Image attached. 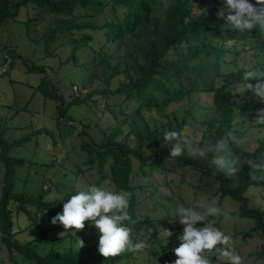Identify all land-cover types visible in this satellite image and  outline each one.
Segmentation results:
<instances>
[{
    "label": "trees",
    "instance_id": "1",
    "mask_svg": "<svg viewBox=\"0 0 264 264\" xmlns=\"http://www.w3.org/2000/svg\"><path fill=\"white\" fill-rule=\"evenodd\" d=\"M21 7H25L27 12L33 11L24 22L26 32L32 34L33 40H42L46 54L52 55L49 44L55 43L57 48L67 49L61 65L80 67L86 73L81 95L72 96L65 104L60 101L55 85L46 78L44 68L29 64L18 56L27 71L33 70L40 77L34 91L58 102V121H72L67 109L73 104L97 109L101 118L107 114L111 124L99 131L98 140L94 141L82 126L78 132V146L86 158L83 164L88 168L96 167L98 179L94 184L108 181L111 187L130 193L128 212L134 221L129 225L132 239H148L150 244L151 240L157 243L156 247L146 249V257L139 260L135 253L127 251L113 257H102L96 250L98 233L86 220L83 231L90 227L92 235L89 238L83 235L80 240L87 245L62 252L53 250L52 247L65 238L74 242L77 238L66 234L63 238L45 240L46 230L37 225L36 217H52L60 212L62 203L76 190L54 201H45L42 190L34 195L14 192L12 166H21L24 160L10 158L8 151L12 146L24 143L26 138L7 143L0 130V162L4 165L0 182V249L9 262L156 264L160 258L161 264L164 260L171 264L175 257L170 249L175 247L179 225L171 216L158 219L150 215V211L156 213L160 199L172 201L168 197L173 194L172 190L149 176L154 167H163L167 161L180 169L219 181L216 204L221 207L225 198L230 199L237 204L236 222L247 220L254 223L253 230L263 240L255 253V260H264V209L259 206L251 208L248 197L256 187L259 199L264 200V169L257 168L252 172L242 162L248 158L264 160V125L250 123L240 133L244 136L252 127L263 131L250 151L237 147L232 140L238 124L241 121L252 122L256 111L264 106V102L250 90L239 91L243 94L239 101L236 98L240 93L234 91L237 87L242 88L244 83L241 71L248 67L264 70V34L255 28L241 33L225 26L223 18L217 16L220 0H18L15 3L0 0V29L4 22L17 17ZM236 62H239L237 68L222 71L223 65ZM4 64L6 61L1 66ZM9 68L10 62L0 74ZM218 81L220 87L216 85ZM255 82L256 79L247 81ZM180 103L185 106L181 118L174 113L170 117L169 107ZM207 103L216 116L204 122L208 136L204 141L205 155L199 156L198 151L190 152L184 130L193 109L198 105L206 107ZM97 105H102V108ZM152 121L151 125L149 122ZM170 130L177 131L186 140L180 157L167 155L171 142L164 141L163 134ZM40 133L39 130L34 132ZM225 143L235 155H242L233 178L214 163L220 154L217 145ZM134 176L142 178V185ZM161 187L168 189L167 195L159 191ZM140 191L151 207L146 213L139 209ZM19 213L34 225L44 242L52 246L50 249L39 253L31 241L20 242L15 238L13 214ZM209 219L219 222L221 216ZM217 227L221 229L219 224ZM156 228H166L173 233L160 247L161 255L158 257Z\"/></svg>",
    "mask_w": 264,
    "mask_h": 264
},
{
    "label": "rangeland",
    "instance_id": "2",
    "mask_svg": "<svg viewBox=\"0 0 264 264\" xmlns=\"http://www.w3.org/2000/svg\"><path fill=\"white\" fill-rule=\"evenodd\" d=\"M13 3L18 0H12ZM33 11L21 7L15 19H9L2 25L0 29V71L7 68L10 62L11 68L6 73L0 74V130L5 142L9 143L19 140L23 137L26 141L19 146H12L8 151L10 158H21L24 160L21 166L14 165L13 170V191L16 193H24L34 195L38 191H44L45 201H54L61 198L72 190H79L87 184H94L98 179V173L95 168H88L83 164L86 160L85 154L78 146V132L81 128L85 129L88 135L94 140L99 139V131L109 128L111 121L106 115L99 116V112L91 109L85 104L69 105L67 115L71 118V122L58 121L56 116L57 101L41 96L34 91V87L39 82V75L33 71H27L22 64V57L27 63L42 66L44 74L51 84L55 85L57 93L61 97V102L68 103L71 97L81 95L83 79L86 73L80 67L73 68L71 65H61V60L67 49L57 48L55 43H50L47 55L44 51L42 40L35 41L32 34L26 32L25 20ZM47 24V22H44ZM41 31L38 32L40 35ZM15 50V53L13 51ZM6 64L1 66L3 62ZM236 64L223 65L222 71H229L237 68ZM89 68V66H87ZM216 85L220 87L218 81ZM237 96L239 101L243 98V94ZM202 107L198 105L187 118L185 135L188 136V146L190 152L203 149L205 151V138L208 136L206 132L205 121H209L216 113L210 108V105ZM102 108V105H97ZM264 108V106L262 107ZM185 109L183 103L171 105L168 109L169 116L174 113L178 118ZM247 114V113H245ZM172 117V116H170ZM255 118L252 122L241 121L235 128L233 134H240L248 128L251 123L255 124ZM151 123V125L154 123ZM35 130L41 131L40 134H34ZM45 131V132H44ZM263 131L259 128L252 127L244 136H249L247 143L237 144L233 137L232 140L237 147L243 150H252L256 146V138H260ZM86 138V137H85ZM201 143V144H200ZM218 157H222L225 162V168L219 170L225 172L231 178L235 177L238 167L242 160L241 153L234 154L226 143L220 150ZM217 157V158H218ZM234 157H240L234 167L236 171H228L231 166L229 162ZM4 172V165L0 162V182ZM149 176L163 186L171 189L173 194L168 197L171 202H178L187 205L195 204L197 201H208L214 198L217 202L219 181L217 179L201 176L192 171L178 168L173 162L167 161L163 167H154ZM264 179V174L263 177ZM134 179L142 185V178L134 176ZM2 184V183H0ZM200 184V185H199ZM199 185V188H197ZM48 190V191H45ZM141 206L139 209H151L145 194L140 191ZM249 206L251 208L261 207L264 209V200L258 197V189L255 187L249 194ZM224 215L221 220L212 219L213 226L217 224L221 229L231 237L234 250L242 257V264H264V260H255V253L263 243L261 235L254 231V223L247 220H239L236 222L237 204L230 199L225 198L221 203ZM155 212V211H154ZM150 215L155 217V213L150 211ZM15 238L20 242L31 241L35 245V249L39 253H44L52 246L45 243L40 233L35 229L34 225L27 222L26 218L21 214H13ZM49 216L38 215L36 217L37 225L46 230L44 239L54 240L63 238L66 234L72 233L77 239H81L84 235L86 238L91 237L92 230L90 227L76 230L69 227L64 229L62 225L50 223ZM176 221V220H175ZM177 223V221H176ZM178 224V223H177ZM179 225V224H178ZM218 228V227H217ZM182 226L179 225L176 235L181 231ZM37 237V238H36ZM41 237V238H39ZM178 241H174L175 246ZM87 242L83 241V246ZM172 247L170 252H172ZM53 250L62 252L67 249H77L76 242L65 238L60 243L52 247ZM137 260L146 257V252L142 255L135 253ZM140 262V261H139ZM162 259H157L156 264H161ZM165 260L162 264H165ZM0 264H13L9 262L5 253L0 249ZM169 264V263H166Z\"/></svg>",
    "mask_w": 264,
    "mask_h": 264
},
{
    "label": "clouds",
    "instance_id": "3",
    "mask_svg": "<svg viewBox=\"0 0 264 264\" xmlns=\"http://www.w3.org/2000/svg\"><path fill=\"white\" fill-rule=\"evenodd\" d=\"M217 16L223 18L225 26L241 33H247L255 28L257 32L264 34V0H220ZM240 75L244 83L242 88L237 87L234 91L248 89L264 102V70L248 67L241 71ZM253 79H256L254 84L247 83ZM254 122L256 125H264V108L256 111ZM163 139L171 142L167 154L169 157L176 158L182 155L186 140L177 131H165ZM233 139L237 144H243L247 143L250 137L233 134ZM222 148V144L217 145V150ZM198 155L204 156L205 151L199 150ZM238 161L240 157H234L229 162L231 166L228 167V171H236L234 165ZM242 162L252 172L257 168L264 169V160L248 158ZM214 163L222 169L226 166L222 157L215 159ZM159 191L165 195L168 193V189L164 187ZM129 201L128 191L115 189L108 181L100 185L87 184L67 197L66 202L61 205V211L50 218V223H59L64 229L71 227L79 230L84 227V221L87 220L98 233L96 250L102 257L117 256L125 251L143 255L146 249L156 247L157 242L151 240L150 244L148 239H132V229L129 225L134 221L128 212ZM155 215L158 219L171 216L182 226L176 235L178 243L172 249L175 259L171 264H242V257L234 250L231 237L213 226L209 219L224 215L222 207L216 204L214 198L187 206L160 199ZM156 229L158 257L161 255L160 247L173 233L166 228ZM70 235L72 236V233ZM75 242L77 249L83 246L82 240L75 239Z\"/></svg>",
    "mask_w": 264,
    "mask_h": 264
}]
</instances>
